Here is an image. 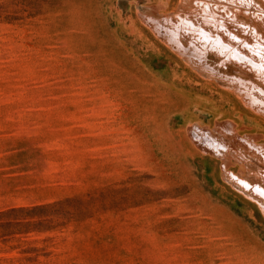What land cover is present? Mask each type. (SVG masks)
<instances>
[{
    "label": "rangeland",
    "instance_id": "1",
    "mask_svg": "<svg viewBox=\"0 0 264 264\" xmlns=\"http://www.w3.org/2000/svg\"><path fill=\"white\" fill-rule=\"evenodd\" d=\"M202 5L0 0V264H264V198L240 184H264V110L244 66L179 40Z\"/></svg>",
    "mask_w": 264,
    "mask_h": 264
},
{
    "label": "bare ground",
    "instance_id": "2",
    "mask_svg": "<svg viewBox=\"0 0 264 264\" xmlns=\"http://www.w3.org/2000/svg\"><path fill=\"white\" fill-rule=\"evenodd\" d=\"M226 1V0H224ZM239 3V4H238ZM230 4L231 7L228 6ZM234 8V9H232ZM202 10V13H201ZM264 4L262 3L261 0H244L243 2L241 0H228V2H216L215 6L211 5L210 3L206 2L203 0V5L199 9L200 13V19L197 18L194 21L193 19L187 17L188 15L182 16V14H177V19L175 21H172L173 18H167L170 19V21L175 22V24L178 26L177 33L179 36V40L182 35V30H186L189 32V38L195 39L198 43V46L200 47L201 51L207 53L208 51L215 53V55L221 59H224L226 61V65L228 64H235L236 68L239 66L240 71H242V66H244V71L246 73V76L240 75V74H231L230 77H233L235 80H238L240 83L245 85V95L246 99H244L248 105L253 106L256 105L255 107L263 111L264 110V81L261 79L262 75H259L258 73L256 74L253 70H250V63H244V59L237 54L239 51H245L246 49L248 53H251V50L249 47L253 46L250 41L255 42L254 40H251V38L255 39L257 42H260L261 44H264V39L261 38V35L264 36ZM230 11V16L226 19L224 18L225 12L227 13ZM182 12V11H181ZM204 12H209L203 17ZM244 12H247L248 14L245 15L249 18L247 21H243L240 18V14L244 15ZM183 13V12H182ZM213 13V16L211 15ZM208 19L211 22L205 23L206 19ZM231 18H233L231 20ZM186 19H190L192 22H188V24L191 25V23H195L194 25L201 26L202 27H207L210 28L211 33V40L218 39L220 37L221 41L224 38L225 41L230 42L231 45H233V49L231 54L225 55L223 50L219 51L217 47H214L211 45H208L204 40L202 41L200 37H197L195 34L194 38L193 34L187 29L188 24H180L182 21H186ZM201 20V21H200ZM214 23H217L219 25V31H216V28L214 27ZM232 25L230 26L229 24ZM222 24H225L222 26ZM235 24V25H234ZM237 24V25H236ZM185 25V26H184ZM172 28V27H171ZM222 28V30H221ZM225 30V31H224ZM229 30L232 33L237 34V38L235 41L231 39L229 36ZM224 31V32H222ZM247 32L253 33L255 37H251L250 35H247ZM249 36L251 38H249ZM181 41V40H180ZM193 42V41H192ZM264 51V47H262ZM198 51V50H197ZM254 51V50H253ZM241 54V53H240ZM260 54V53H259ZM263 54V52H262ZM246 56V55H245ZM248 56V55H247ZM249 57V56H248ZM258 57V56H257ZM264 56H261L260 58H263ZM251 58V57H250ZM259 58V57H258ZM260 76V78H259ZM263 78V77H262ZM255 79V80H254ZM250 91L249 93L246 91ZM251 94L256 98L254 100L253 98L249 97ZM238 95V94H237ZM262 105L261 107H259ZM254 107V108H255ZM261 173H264L261 171ZM240 178V177H239ZM264 181V178H262ZM244 180V179H243ZM255 179L251 178L245 183H240L242 186H244L250 193H255L257 194V198L263 199L264 198V184L258 181H254ZM258 200V199H257Z\"/></svg>",
    "mask_w": 264,
    "mask_h": 264
},
{
    "label": "built area",
    "instance_id": "3",
    "mask_svg": "<svg viewBox=\"0 0 264 264\" xmlns=\"http://www.w3.org/2000/svg\"><path fill=\"white\" fill-rule=\"evenodd\" d=\"M232 9H234V8H232ZM230 16V11H228L227 13L225 12V14H224V18L223 19H226V18H228ZM233 18H231V20H232ZM230 26L232 25V23L231 24H229ZM235 25V24H234ZM237 25V24H236Z\"/></svg>",
    "mask_w": 264,
    "mask_h": 264
}]
</instances>
